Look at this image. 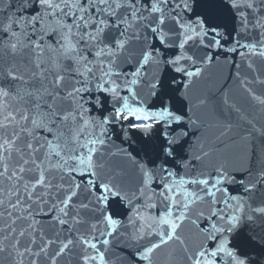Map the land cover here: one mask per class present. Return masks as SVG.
<instances>
[{"label":"snow or ice","instance_id":"snow-or-ice-1","mask_svg":"<svg viewBox=\"0 0 264 264\" xmlns=\"http://www.w3.org/2000/svg\"><path fill=\"white\" fill-rule=\"evenodd\" d=\"M0 264H264V0H0Z\"/></svg>","mask_w":264,"mask_h":264}]
</instances>
